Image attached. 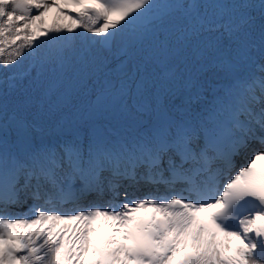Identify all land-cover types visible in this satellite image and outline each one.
<instances>
[{
	"label": "snow or ice",
	"instance_id": "snow-or-ice-1",
	"mask_svg": "<svg viewBox=\"0 0 264 264\" xmlns=\"http://www.w3.org/2000/svg\"><path fill=\"white\" fill-rule=\"evenodd\" d=\"M0 264H264V0H0Z\"/></svg>",
	"mask_w": 264,
	"mask_h": 264
}]
</instances>
